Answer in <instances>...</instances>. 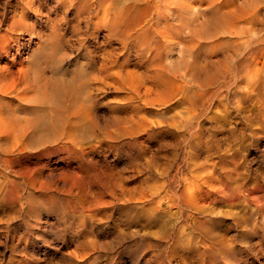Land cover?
Wrapping results in <instances>:
<instances>
[{
    "label": "rangeland",
    "instance_id": "1",
    "mask_svg": "<svg viewBox=\"0 0 264 264\" xmlns=\"http://www.w3.org/2000/svg\"><path fill=\"white\" fill-rule=\"evenodd\" d=\"M7 1L0 0L1 14L5 10L10 13L17 4V0H10V3ZM58 1L25 0L31 3L28 21L35 24L38 31L44 32L42 33L44 37L57 32V28L58 33L66 31L65 38L69 43L64 42L68 50L65 49L63 52L69 51L68 54H71L73 52L71 50L75 49L79 41L78 35L72 29L77 24V16L74 9H69L68 12ZM172 7L174 12L171 14L167 12V8L163 9L159 17L161 25L165 24L169 16L170 22L175 25L185 19L220 26L216 37L204 39L201 44L206 48H210L213 43L216 44V48L212 49L215 54L209 55L208 61L223 64V76L226 74L225 65H231L250 40L254 47H262L259 55L261 62L254 70L264 78V0H204L202 5L200 2L196 4L188 16L178 10V5ZM59 21H62V25L58 24ZM55 22H58L57 25ZM60 25L62 27H59ZM83 27L82 32L86 33ZM67 37H70L69 40ZM28 39V35L24 36V40ZM33 42L37 43L38 39L34 37ZM176 47L171 55V61L174 62V67L179 68L180 63L182 65L179 60L181 49L180 46ZM35 48L36 45L24 51L23 58H29ZM211 73L212 71L209 72ZM207 75L203 74L201 78H206ZM229 77L226 75L227 80ZM239 81L230 86V92L222 89L219 97L213 96V101L212 97H209L208 103L212 104L211 107L208 106V115L202 120L208 140H205L199 156L193 153L195 150L192 152L193 146L190 147L189 136L182 130H177L173 134L166 131V128L161 133L152 135L140 132L136 137L137 143L129 144L125 140L123 145L119 144L120 139L108 137L104 132L106 129L107 132L111 131L110 120L115 114H111V110L108 111L110 106L103 104L99 106L101 119L98 121L100 125L107 127L103 128L104 131L97 130L95 135L97 140L93 143L96 150H92L90 155H87L89 151L82 153L84 163L69 159V156H75L66 153L47 156L42 163L34 158L18 157L15 164L5 165L0 160V264H183L184 259L198 261V264H264V134L261 133L259 139L258 137L251 139L249 137L251 131L246 130V120L243 119L245 115L253 118L259 113L260 108L264 109L261 102L264 101V92L262 99L256 93L246 98L245 84L241 79ZM210 83L212 82H208ZM213 86L214 84H210L209 87ZM235 106L243 109L240 114L235 110ZM156 111L165 113L163 108H157ZM175 112L181 117L185 111L176 108L173 114ZM125 115L122 113V116ZM183 118L185 116L177 118V121L182 123L185 120ZM262 118L264 120V111ZM261 125H264V122L254 123L252 130L259 131ZM214 154L216 155L211 157ZM222 154L225 161L220 158ZM196 157L201 159L202 163L205 162L202 166L208 167L207 170L213 168L212 174H215L217 179H212V182L210 180L209 184L213 185L215 181L214 184H217L218 188L220 184L224 185L222 189L227 190L223 197L221 193L209 194L211 197L209 199H213L214 204L210 205V202H207L205 205L208 204L210 209L203 213V209L198 213L187 207L179 208L178 203L173 209L168 204L170 199L168 197L165 208L155 218L146 215L143 206L135 199L122 206L124 201L113 200L107 194L101 195L105 193L106 188L99 187L93 179H87L88 185L91 186L89 195L82 197L77 186L73 193L63 190L68 189L73 181L76 182V176L88 177L98 174L102 175V178L96 180L98 182L102 179L107 180L109 176L110 178L121 176L129 187L135 186L137 190L139 189L137 187H141L146 191L148 186L163 181L157 174L163 170L169 172H167L169 179H175V182L179 179L183 188L185 178L193 176L195 164L192 161L196 163ZM91 159L92 163L87 162ZM233 159H237L238 163ZM161 163H164L165 167L164 165L161 167ZM68 166L74 168L76 175L62 181L61 171L63 173ZM215 166L220 168L215 169ZM221 166L225 170L228 169V173L221 175V170L223 171ZM36 168L41 169L38 171ZM25 169L30 171L26 176H21L20 173ZM234 170L240 174H236ZM29 177L35 180L39 178L47 183L50 180L51 189L47 192L34 189ZM225 177L226 179H223ZM236 179L241 185H238ZM174 181L172 185L175 187L177 185ZM63 182L69 184L64 185ZM234 186L237 188L233 189ZM258 188L259 192L256 190ZM231 192L232 194H229ZM97 195L106 197L103 198L105 203L113 201L114 205L106 203L97 206L99 201L94 200L97 198L101 201V197L98 199ZM91 202L93 207L89 208ZM180 234L183 237H180ZM175 246L178 255L172 257L171 249ZM200 252L203 254V260L198 257Z\"/></svg>",
    "mask_w": 264,
    "mask_h": 264
},
{
    "label": "bare ground",
    "instance_id": "2",
    "mask_svg": "<svg viewBox=\"0 0 264 264\" xmlns=\"http://www.w3.org/2000/svg\"><path fill=\"white\" fill-rule=\"evenodd\" d=\"M7 2L10 3V0ZM58 2L66 11L74 9L76 12L77 24L75 23L76 26L74 25L72 29L78 35L79 41L75 49L71 50L73 51L71 54H68L69 51L66 52L67 54L63 52L67 49L64 43L67 41L66 31L63 33V28L61 33L60 31L58 33L59 28H57V32L44 37L42 34L44 32L38 31L36 25L28 21L31 3L17 0V4L10 13L6 10L0 13V160L5 165L15 164L18 157L34 158L42 163L47 156L60 153L74 155L75 157L69 156V159L84 163L82 153L89 151L87 155H90L92 150H96L93 143L97 140L95 136L97 130L104 131L103 128L106 126L103 127L98 121L101 119L99 106L103 104L110 106L108 111L111 110V114H115L110 120L111 131L107 132L106 129L104 132L108 137L120 139L119 144L123 145L126 141L129 144L137 143L136 137L140 132L152 135L161 133L165 128L172 134L182 130L189 136L190 147L193 146L192 152L195 150L196 152L193 153L199 156L204 143L208 140L202 120L208 115V106L212 104L208 103L209 97H212L213 101V96H218L222 89L229 91L230 86L241 79L245 84L243 86L246 98L256 93L262 99L264 78L254 70V67L261 62L259 55L262 47L256 48L250 40L247 41L243 51L235 55L236 59L232 64L225 65L226 74L223 76L224 65L220 62L208 61L209 55L215 54L212 49L216 48V44L213 43L209 46L210 48L203 47L201 44L204 39L216 37L220 26L185 19L175 25L170 22L168 15L165 24L161 25L159 17L163 9L167 8V12L171 14L174 12L172 6L176 4L179 6L178 10L188 16L196 4L200 2L202 5L204 0H59ZM59 22H55V25L57 23L62 25V21ZM82 24L86 33L82 32ZM61 25L59 27H62ZM52 26L54 32V25ZM26 35L29 36L28 40H24ZM34 37L38 39L35 44H33ZM34 45L36 48L32 54L24 59V51ZM176 46H180L181 49L179 60L182 65L179 62V68L174 67V62L171 61V55ZM211 71L212 73L209 74ZM203 74L208 75L206 78H201ZM226 75L230 76L229 80ZM208 82H212L210 84L214 86L209 87ZM261 102L263 107L264 101L261 100ZM157 108L165 109V113L156 111ZM176 108L185 111L182 115L185 116L183 118L185 120L182 123L177 121V118L182 116H178L176 112L173 114ZM235 110L240 114L243 109L235 106ZM263 111L264 109L260 108L259 113L253 118L249 115L242 116L246 120V130L251 131L249 136L251 139L257 137L259 139L261 133L264 134V125L259 126L260 129L257 132L252 130L254 123L264 122ZM122 113L126 115L122 116ZM219 123L221 124L220 121ZM234 161L237 162V159ZM87 162L92 163L93 159ZM192 163L195 164V171L192 178H185L183 188L180 186L179 179L176 182L175 179H169L168 171L167 173L164 170L159 172L157 170L159 178L163 181L156 182L155 185L154 182L150 183L153 186H148L147 192L141 187H137L140 191L135 186L129 187L127 181L122 180L121 176L117 178L109 176V180L107 178L98 182L96 180L99 177L102 178V175L98 174L88 175V177L76 176V182L73 181L75 184L68 180L71 185L63 190L73 193V189L77 186L82 197L89 195L91 186L88 185L87 179H93L99 187L106 188L105 193L101 195L107 194L113 200L124 201L122 206L135 199L143 206L142 209L146 215L155 216V218L165 208L168 197L171 208L178 203L179 208L187 207L198 213L203 209V213L206 209H210L208 204L205 205L207 202H210V205L214 204V200L209 199L211 198L209 194L221 193L223 197L226 189H222L224 185L220 186V184L218 188V185L214 184L215 181L213 185L209 184L210 180L212 182V179H217L215 174H212L213 168L207 170L208 167H203L205 162L202 163L198 157H196V163L193 161ZM167 164L169 166V163ZM160 165L162 167L164 163ZM222 166L221 169H223ZM216 167L220 168L215 166V169ZM66 168L67 170H63V173L61 171L62 181L76 175L73 167ZM227 170H221V175L228 173L229 170ZM28 171L30 169H25L20 175L26 176ZM191 171L193 172L192 169ZM218 173L219 171L216 174ZM235 173L234 175L240 174ZM32 175L34 176L33 172ZM51 179L53 180V177ZM228 180L231 183L230 179ZM146 181L149 182V180ZM172 181L177 186L174 187ZM29 182L34 189L41 192L51 189L49 188L50 180L47 183L39 178L35 180L29 177ZM68 182L63 183L66 185ZM235 186L233 189L237 188ZM242 187L239 189L241 190ZM256 190L258 191L259 188ZM99 197L101 196H98V199ZM103 198L101 197V201L93 198L95 202L99 201L98 204L94 203L97 206L106 205V203L114 205L113 201L105 203ZM91 206L93 207L92 202L89 208ZM175 249L176 246L171 249L172 257L178 255ZM202 256L201 253L198 257L202 259ZM183 264H198V261L184 259Z\"/></svg>",
    "mask_w": 264,
    "mask_h": 264
}]
</instances>
